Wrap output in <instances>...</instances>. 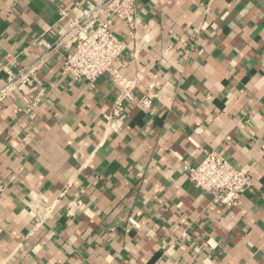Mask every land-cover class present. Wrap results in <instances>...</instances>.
Returning a JSON list of instances; mask_svg holds the SVG:
<instances>
[{
    "label": "crops",
    "instance_id": "0c3cea01",
    "mask_svg": "<svg viewBox=\"0 0 264 264\" xmlns=\"http://www.w3.org/2000/svg\"><path fill=\"white\" fill-rule=\"evenodd\" d=\"M80 1L0 0V87ZM135 5L133 34L112 27L133 83L117 131L123 88L73 80L58 51L0 105V264H264V0ZM214 149L252 178L229 207L185 171Z\"/></svg>",
    "mask_w": 264,
    "mask_h": 264
},
{
    "label": "built area",
    "instance_id": "2783aa9c",
    "mask_svg": "<svg viewBox=\"0 0 264 264\" xmlns=\"http://www.w3.org/2000/svg\"><path fill=\"white\" fill-rule=\"evenodd\" d=\"M136 0H81L77 5L81 14L70 16L61 12V21L66 20V28L60 32L53 43H45V50L37 55L33 63L23 66L17 73L9 72L6 83L0 87V105L21 85H33L36 71L45 65L53 51L62 54V71L75 81L95 82L104 74H110L123 88L115 101L111 113L107 116L111 130L117 131L116 121L123 117L124 99L129 97L132 82L121 73L127 67L123 59L126 43L113 30L115 21L130 28L133 34L138 23ZM144 108L150 109V95L141 99ZM188 179L197 187L211 193L216 203L231 206L251 186L252 178L245 170L236 168L219 151L206 153L198 166L185 167ZM82 201L74 198L66 206L67 215L72 216L81 207ZM1 233V229H0Z\"/></svg>",
    "mask_w": 264,
    "mask_h": 264
}]
</instances>
